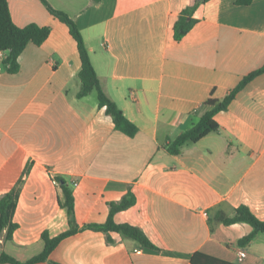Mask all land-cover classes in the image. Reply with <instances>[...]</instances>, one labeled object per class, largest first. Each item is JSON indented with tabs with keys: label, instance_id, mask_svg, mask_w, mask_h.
I'll list each match as a JSON object with an SVG mask.
<instances>
[{
	"label": "crops",
	"instance_id": "1",
	"mask_svg": "<svg viewBox=\"0 0 264 264\" xmlns=\"http://www.w3.org/2000/svg\"><path fill=\"white\" fill-rule=\"evenodd\" d=\"M7 2L16 25L51 31L25 47L18 72L0 66V197L13 194L18 224L10 240L7 226L0 232V253L27 260L42 251L44 231L70 227L55 179L73 192L78 228L104 222L109 204L131 192L134 204L113 220L139 227L159 250L85 228L37 264H191L197 251L264 264V234L239 245L248 223L208 221L239 205L264 220V72L215 114L216 131L178 154L165 148L198 121L208 97L222 99L264 65V0L200 2L180 41L172 20L195 0H47L80 29L103 91L138 128L132 137L114 127L96 92L77 97L81 62L66 24L41 0Z\"/></svg>",
	"mask_w": 264,
	"mask_h": 264
},
{
	"label": "trees",
	"instance_id": "2",
	"mask_svg": "<svg viewBox=\"0 0 264 264\" xmlns=\"http://www.w3.org/2000/svg\"><path fill=\"white\" fill-rule=\"evenodd\" d=\"M207 0H195L193 6L184 9L172 20V37L175 41H180L182 37L190 30L195 23V19L191 18V14L200 2ZM46 6L50 14L58 20L66 24L69 33L76 42V46L80 58V70L78 72V79L80 88L77 92V97L86 96L92 91L96 92L98 106L104 108L107 115H110L114 123V127L124 134L132 137L138 131L137 126L131 122L118 107V105L109 98L103 91L99 77L92 64L89 51L87 49L84 38L80 29L69 15L61 10L53 8L47 0H41ZM50 26H41L36 23H29L25 26L16 25L11 17L7 0H0V66L8 73L18 72L20 65L18 57L29 43L41 45L50 34ZM264 72V65L254 70L245 76L222 98L215 99L211 96L204 101V105L208 109L200 116L198 121L194 123L189 129L182 131L174 138L170 139L165 148L170 154H178L181 147L187 142H196L208 133L218 129V123L215 120V114L221 110H226L234 99L236 94L255 76ZM60 186L64 194V206L69 215L70 227L54 236L50 237L46 231L41 234L43 240V249L38 254L31 258L21 261L12 255L1 252L0 264H37L48 259L51 251L56 245L65 237L75 233L78 229H93L103 231L107 234L108 240L112 241L109 233L115 232L123 237L135 240L142 248L152 251H158L159 248L155 246L144 234V232L137 226L127 223H116L113 220V215L119 210L125 209L134 204L135 198L131 192H127L118 202H111L109 204V211L104 222L96 224H85L78 228L74 219V195L72 190L61 182ZM16 200L11 192H8L0 197V232L7 226L5 239H12L13 232L18 227V224L11 220L12 211ZM209 224L223 223L229 225L237 222L248 223L252 227V231L238 240L239 245L250 243L254 236L258 233L264 234V220L258 218L246 205H239L236 207L231 215H227L222 211L216 212L213 217L208 218ZM191 264H238L230 261L217 258L215 256L197 251L189 256ZM52 264H60L51 262Z\"/></svg>",
	"mask_w": 264,
	"mask_h": 264
},
{
	"label": "built area",
	"instance_id": "3",
	"mask_svg": "<svg viewBox=\"0 0 264 264\" xmlns=\"http://www.w3.org/2000/svg\"><path fill=\"white\" fill-rule=\"evenodd\" d=\"M1 55L2 54L0 53V57H1ZM52 183L54 185H56V186H59L60 185L59 181H57L55 179L52 180ZM237 254H238L239 259H242V258H244L246 256V251L243 248H239L237 250Z\"/></svg>",
	"mask_w": 264,
	"mask_h": 264
},
{
	"label": "rangeland",
	"instance_id": "4",
	"mask_svg": "<svg viewBox=\"0 0 264 264\" xmlns=\"http://www.w3.org/2000/svg\"><path fill=\"white\" fill-rule=\"evenodd\" d=\"M91 98H95V91H92L90 94Z\"/></svg>",
	"mask_w": 264,
	"mask_h": 264
}]
</instances>
